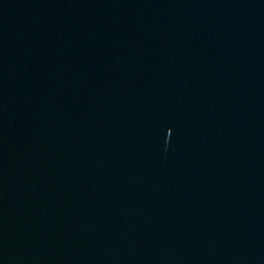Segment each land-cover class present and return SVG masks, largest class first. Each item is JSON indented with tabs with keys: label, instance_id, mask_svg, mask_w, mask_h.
<instances>
[{
	"label": "water",
	"instance_id": "obj_1",
	"mask_svg": "<svg viewBox=\"0 0 264 264\" xmlns=\"http://www.w3.org/2000/svg\"><path fill=\"white\" fill-rule=\"evenodd\" d=\"M0 264H264V0H0Z\"/></svg>",
	"mask_w": 264,
	"mask_h": 264
}]
</instances>
